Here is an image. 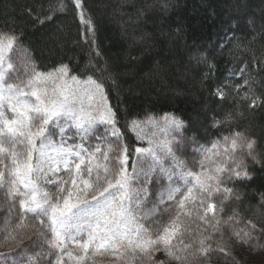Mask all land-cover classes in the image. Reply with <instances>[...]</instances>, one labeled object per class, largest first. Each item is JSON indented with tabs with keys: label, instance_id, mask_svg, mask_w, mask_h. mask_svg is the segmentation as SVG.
<instances>
[{
	"label": "snow or ice",
	"instance_id": "obj_1",
	"mask_svg": "<svg viewBox=\"0 0 264 264\" xmlns=\"http://www.w3.org/2000/svg\"><path fill=\"white\" fill-rule=\"evenodd\" d=\"M73 2L92 32L82 0ZM56 7L63 11L62 0ZM19 39L0 32V247L15 246L0 264H211L216 254L232 258L234 243L264 235L238 209L224 215L226 204L243 199L235 185L252 179L248 161L264 166L254 137L232 128L198 145L189 166L177 155L187 149L184 122L148 116L128 123L147 142L130 151L104 85L67 64L41 72L27 59L14 63ZM231 75L243 82L226 80L213 96L223 101L230 89L234 103L264 107L245 68ZM242 116L213 117L212 126ZM93 137L98 143L86 146Z\"/></svg>",
	"mask_w": 264,
	"mask_h": 264
},
{
	"label": "trees",
	"instance_id": "obj_2",
	"mask_svg": "<svg viewBox=\"0 0 264 264\" xmlns=\"http://www.w3.org/2000/svg\"><path fill=\"white\" fill-rule=\"evenodd\" d=\"M59 2L0 0V32L20 38L14 63L27 59L41 72L67 64L80 79L91 76L102 83L130 151L141 146L127 128L131 120L168 114L184 122L186 138L194 137L196 143L188 141L181 151L187 161L195 153L192 146L209 145L232 128L254 137L264 154V107L234 103L230 89L223 101L211 94L226 80L242 83L231 75L240 67L252 94L264 97V0H82L92 32L81 23L73 0H62L63 11ZM47 16L52 19L38 22ZM229 112L243 116L212 126L213 117L224 119ZM248 165L252 179L235 185L243 199L226 204L224 215L236 208L264 227V166L250 160ZM255 237L241 249L256 251L258 264H264V235Z\"/></svg>",
	"mask_w": 264,
	"mask_h": 264
},
{
	"label": "rangeland",
	"instance_id": "obj_3",
	"mask_svg": "<svg viewBox=\"0 0 264 264\" xmlns=\"http://www.w3.org/2000/svg\"><path fill=\"white\" fill-rule=\"evenodd\" d=\"M82 80H84V79H82ZM161 117H163V116L156 117V118H161ZM144 119H141V120H144ZM149 131H151V130H149ZM103 133H104L103 126H98V129H97L95 135L96 136H100ZM69 135H72V133L70 132ZM56 138L58 139V137H56ZM193 139H194V137L192 136L191 138H188V141L191 143ZM69 142L70 143H75V142H78V139L77 140H72V141H69ZM97 143H98V141L93 137V138H91L86 143V146H88V145L94 146ZM140 147H147V142L145 141V142L141 143V146ZM192 147H191L192 149H195L196 148V146H192ZM177 155L180 157V159L185 160L181 156V151L178 152ZM194 157H196V153H194L192 155L191 160L188 161L189 162V166H191V161H192V159ZM5 215H6V213L3 210H0V219H2ZM0 228H2V224H0ZM29 236L32 237L33 234L32 233H29ZM25 243H26V246H27V242H25ZM14 247H15L14 245H12V246H6V247H0V253L9 252V251L13 250ZM241 247H242V244H236V243H234L233 244V247L231 249L232 258H226L223 254H217L219 256L216 257V258H214V259H212L211 264H222V263L223 264H227V261H229V259H230L229 262H234L235 259H237V261H239V260H242L243 261L244 260V261H246V262H248L250 264H258L259 259L261 258V256L260 255L258 256L257 254H255L256 251H251L248 248H247V250L243 248L244 250L242 251ZM240 249H241V251H240ZM33 251H39V249L38 248H33ZM156 255H157V258L158 259L163 258V254L162 253H157ZM217 258H220V260H217ZM9 259H12V257H10Z\"/></svg>",
	"mask_w": 264,
	"mask_h": 264
}]
</instances>
